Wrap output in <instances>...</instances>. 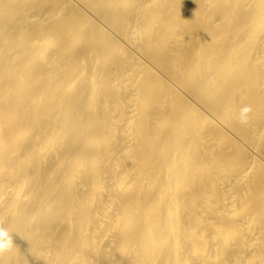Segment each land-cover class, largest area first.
<instances>
[{"label": "bare ground", "instance_id": "6f19581e", "mask_svg": "<svg viewBox=\"0 0 264 264\" xmlns=\"http://www.w3.org/2000/svg\"><path fill=\"white\" fill-rule=\"evenodd\" d=\"M0 225V264H264V0H0Z\"/></svg>", "mask_w": 264, "mask_h": 264}, {"label": "clouds", "instance_id": "9594fccd", "mask_svg": "<svg viewBox=\"0 0 264 264\" xmlns=\"http://www.w3.org/2000/svg\"><path fill=\"white\" fill-rule=\"evenodd\" d=\"M252 108L249 105L241 106L239 110V122L241 124H247L250 119ZM15 245L13 242L12 234L9 230L0 225V256L14 254Z\"/></svg>", "mask_w": 264, "mask_h": 264}]
</instances>
